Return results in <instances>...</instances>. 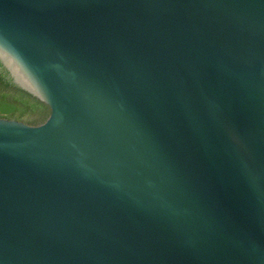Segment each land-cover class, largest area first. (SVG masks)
<instances>
[{"label": "water", "instance_id": "water-1", "mask_svg": "<svg viewBox=\"0 0 264 264\" xmlns=\"http://www.w3.org/2000/svg\"><path fill=\"white\" fill-rule=\"evenodd\" d=\"M0 60L50 111L0 116V264H264V0H0Z\"/></svg>", "mask_w": 264, "mask_h": 264}, {"label": "trees", "instance_id": "trees-1", "mask_svg": "<svg viewBox=\"0 0 264 264\" xmlns=\"http://www.w3.org/2000/svg\"><path fill=\"white\" fill-rule=\"evenodd\" d=\"M50 111L32 93L14 82L0 60V116L40 119Z\"/></svg>", "mask_w": 264, "mask_h": 264}, {"label": "clouds", "instance_id": "clouds-1", "mask_svg": "<svg viewBox=\"0 0 264 264\" xmlns=\"http://www.w3.org/2000/svg\"><path fill=\"white\" fill-rule=\"evenodd\" d=\"M3 39H4L5 43L8 42V41H7V37H4ZM21 61H23V57H22V55H21Z\"/></svg>", "mask_w": 264, "mask_h": 264}]
</instances>
